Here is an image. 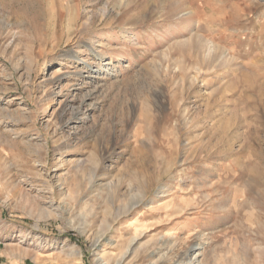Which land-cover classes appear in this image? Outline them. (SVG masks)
I'll return each instance as SVG.
<instances>
[{"label": "rangeland", "instance_id": "obj_1", "mask_svg": "<svg viewBox=\"0 0 264 264\" xmlns=\"http://www.w3.org/2000/svg\"><path fill=\"white\" fill-rule=\"evenodd\" d=\"M0 264H264V0H0Z\"/></svg>", "mask_w": 264, "mask_h": 264}, {"label": "bare ground", "instance_id": "obj_2", "mask_svg": "<svg viewBox=\"0 0 264 264\" xmlns=\"http://www.w3.org/2000/svg\"><path fill=\"white\" fill-rule=\"evenodd\" d=\"M132 223H133V221H132ZM135 239H136V238H134L133 240H135ZM133 240H132V241H133ZM132 241H131V242H132Z\"/></svg>", "mask_w": 264, "mask_h": 264}]
</instances>
